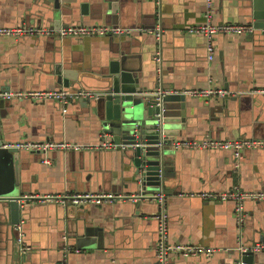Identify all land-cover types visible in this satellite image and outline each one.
<instances>
[{"label":"crops","instance_id":"1","mask_svg":"<svg viewBox=\"0 0 264 264\" xmlns=\"http://www.w3.org/2000/svg\"><path fill=\"white\" fill-rule=\"evenodd\" d=\"M54 0H0V27H48ZM61 0H59L60 2ZM69 0L73 10L67 25H113L129 33L87 35H0V92L66 87H101V75L110 60L125 56L139 74L146 92L221 88L229 94L185 96L184 121L177 101L167 102L165 117L170 140L167 176L162 182L168 215V240L218 248L210 257L171 255L170 264H233L237 246L264 242V202L246 200L239 234L234 203L207 200L205 191L264 190V150H245L237 159L230 150L174 149L172 140L205 137L264 138V34L217 33L213 58L208 60L205 39L185 28L203 21L206 0ZM88 14H80V4ZM212 22L252 21L250 0H212ZM110 7V8H109ZM64 26L63 24L60 26ZM161 62L153 55L160 40ZM55 29V28H54ZM262 30L261 28H257ZM123 54V55H121ZM75 72L80 81L64 86L56 81L55 66ZM73 84V87H72ZM81 89V88H80ZM83 89V88H82ZM79 100V99H78ZM72 101L65 114L53 100L1 99L3 144L21 140L67 141L90 146L82 150L29 152L17 150L19 195H61L84 192L135 194L137 174L132 158L122 149L94 147L101 142L102 126L91 108ZM178 129H177V128ZM109 138H113L111 134ZM113 140V139H112ZM151 192L156 187H150ZM145 203L144 206H141ZM37 205L26 213L24 232L30 249L21 253L13 225L0 219V264H156V202L117 199L99 205L83 204L64 216L55 201L26 200ZM62 205H70L68 202ZM69 244L63 245L62 235ZM69 248V250H67ZM256 264H264V249Z\"/></svg>","mask_w":264,"mask_h":264},{"label":"built area","instance_id":"2","mask_svg":"<svg viewBox=\"0 0 264 264\" xmlns=\"http://www.w3.org/2000/svg\"><path fill=\"white\" fill-rule=\"evenodd\" d=\"M159 3V0H155ZM214 16V9L212 0H206L205 11L203 13V21L189 25L185 28V31L189 34H198L205 39V50L206 57L208 60L213 58L214 46L213 37L217 33L226 35L231 34H246L253 32L257 28L249 23H235V22H212ZM262 29V28H261ZM264 29V28H263ZM262 29V30H263ZM130 29L113 26V25H67L57 29L48 27H0V35H12L15 37L21 35H48L51 33L57 34L60 38L65 36L69 37H81L87 35H106V34H124L129 33ZM155 38L160 40L161 30L158 28L154 32ZM156 63L161 62V49L160 46L157 48L153 55ZM151 94H155L157 98V105L161 106L162 97L170 93H182L184 95H190L194 97H208L209 95L229 94V92L222 90L221 88H203V89H183L181 91H168L161 88L151 90ZM251 93H258L264 95V87L257 88L251 91ZM101 92L92 89H69L61 87L57 89H33V90H15L0 92L1 99H30L34 101L53 100L60 106V110L63 114L66 113L68 105L81 98H97ZM160 116L161 113H160ZM101 142L94 146L106 149H122L127 147V144L120 142L116 143L108 137V133L102 129ZM171 145L174 149L186 148V149H205V150H230L233 156L237 159L241 158L242 153L245 150L258 149L264 150V138H228V139H217L211 137H205L201 139H177L172 140ZM7 148H15L17 150H25L29 152H49L50 150H82L89 149L90 146L80 145L67 141H54V140H21L11 144H3ZM135 146V145H133ZM142 188L139 189L135 194H117L111 192H84V193H71L61 195H36V194H25L21 195L17 199L19 203L25 202L30 199H38L40 201H55L60 204H66L67 202L71 205L79 206L83 204H95L99 205L105 202H113L117 199H130L137 200L141 198H148L156 202L158 210L152 216L157 221V241L155 243V256L156 264H170L171 255L179 254L181 256H193L203 255L205 257L212 256L218 248L212 246H206L195 243H173L168 240V215H167V204L166 196L162 189H158L153 192L152 195H142ZM188 195H198L203 199L207 200H220V201H231L234 203V214L236 219L237 231L241 232L242 226L245 220L244 202L246 200L252 201H263L264 202V190H241L236 186L223 191H205L200 193H189ZM15 239L17 242L18 250L23 253L30 249V246L25 245L23 242V229L22 222L14 225ZM264 249V244L257 243L250 247H245L241 243L237 246V250L240 252L252 250L260 251ZM69 250V248L67 249Z\"/></svg>","mask_w":264,"mask_h":264},{"label":"water","instance_id":"3","mask_svg":"<svg viewBox=\"0 0 264 264\" xmlns=\"http://www.w3.org/2000/svg\"><path fill=\"white\" fill-rule=\"evenodd\" d=\"M65 1L54 0L51 10L52 17L49 19L53 28L57 29L62 24L65 26L67 20L73 16V10L66 7ZM155 2V1H154ZM155 4H157L155 2ZM110 10L116 11L118 2L113 0L110 4ZM251 19L252 21L244 22L255 26L256 28H264V0H250ZM80 14H88V5L85 2L80 4ZM256 33L264 34V29H256L245 35H253ZM162 36V30L160 39ZM161 48L162 43L159 41ZM160 48V49H161ZM123 55V54H121ZM162 55V54H161ZM130 61L125 56H119L110 60L109 65L105 68L101 75L102 86L97 90L101 92L97 98H81L78 101L80 106L89 107L93 113L101 121L102 129L112 135V139L116 143L123 142L127 144L124 149L125 154L132 158L137 174V192L142 188V195H152L150 187H156V190L162 189V182L167 176V155L169 153L170 140L167 139L169 131L173 127H169L165 122L167 113V102L177 101L179 105V116L181 122L184 121V105L185 96L182 93H170L162 97L161 106L157 105L155 94L147 93L145 88L140 85L139 74L135 70L129 68ZM53 74L56 81L64 86H69L72 81H80L75 72H69L62 69L59 64L55 66ZM73 87V84H72ZM90 89L87 87H73L75 89ZM3 100V99H2ZM10 100V99H6ZM58 104V103H57ZM59 105V104H58ZM160 113L162 116H160ZM177 128V127H176ZM178 129V128H177ZM135 145V146H133ZM17 149L7 148L3 146V136L0 126V219L7 221L13 226L22 222L23 242L26 241L24 232L25 215L32 207L37 205L19 203L18 198L21 197L22 190L19 187ZM155 192V191H154ZM263 202V201H261ZM142 203L141 206H144ZM58 213L71 216L72 212L78 210L75 205L54 204ZM14 229V227H13ZM158 236V235H157ZM14 237L15 234H14ZM68 235H62L63 245L69 244ZM261 239L264 242V231L261 232ZM15 243L17 245L16 239ZM250 247L252 245L246 246ZM71 246V245H70ZM26 250L24 253H26ZM260 251L247 250L238 252L233 257V264H256Z\"/></svg>","mask_w":264,"mask_h":264}]
</instances>
